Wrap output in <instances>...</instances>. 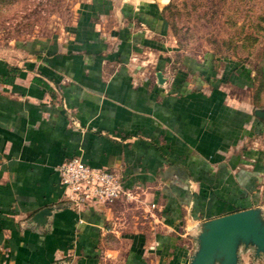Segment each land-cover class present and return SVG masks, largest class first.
I'll return each instance as SVG.
<instances>
[{
  "label": "crops",
  "instance_id": "crops-1",
  "mask_svg": "<svg viewBox=\"0 0 264 264\" xmlns=\"http://www.w3.org/2000/svg\"><path fill=\"white\" fill-rule=\"evenodd\" d=\"M166 27L155 0H84L61 36L0 55V264H189L202 223L264 208L248 73L178 59ZM74 156L138 200L70 205Z\"/></svg>",
  "mask_w": 264,
  "mask_h": 264
},
{
  "label": "rangeland",
  "instance_id": "rangeland-1",
  "mask_svg": "<svg viewBox=\"0 0 264 264\" xmlns=\"http://www.w3.org/2000/svg\"><path fill=\"white\" fill-rule=\"evenodd\" d=\"M83 1L0 0V55L29 40L61 36ZM155 1L163 6L167 37L178 59H212L216 70L228 62L234 72L248 73L250 84L243 92L254 107H264V22L259 19L264 0ZM239 264H264V253L241 250Z\"/></svg>",
  "mask_w": 264,
  "mask_h": 264
},
{
  "label": "water",
  "instance_id": "water-1",
  "mask_svg": "<svg viewBox=\"0 0 264 264\" xmlns=\"http://www.w3.org/2000/svg\"><path fill=\"white\" fill-rule=\"evenodd\" d=\"M157 78L161 81L160 73ZM264 122V107L254 109ZM45 208L38 215L49 214ZM196 250L189 264H239L241 250L252 248L264 253V220L262 208H249L210 219L201 225Z\"/></svg>",
  "mask_w": 264,
  "mask_h": 264
},
{
  "label": "built area",
  "instance_id": "built-area-1",
  "mask_svg": "<svg viewBox=\"0 0 264 264\" xmlns=\"http://www.w3.org/2000/svg\"><path fill=\"white\" fill-rule=\"evenodd\" d=\"M56 170L64 195L73 207L106 205L118 200L131 204L138 200L136 193L123 186L119 174L92 167L78 156L63 161Z\"/></svg>",
  "mask_w": 264,
  "mask_h": 264
},
{
  "label": "trees",
  "instance_id": "trees-1",
  "mask_svg": "<svg viewBox=\"0 0 264 264\" xmlns=\"http://www.w3.org/2000/svg\"><path fill=\"white\" fill-rule=\"evenodd\" d=\"M259 19L264 22V14L261 15Z\"/></svg>",
  "mask_w": 264,
  "mask_h": 264
}]
</instances>
